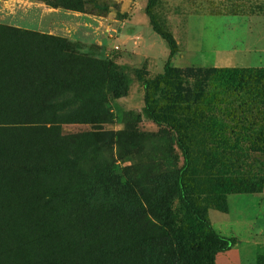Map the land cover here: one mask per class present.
Instances as JSON below:
<instances>
[{
	"label": "rangeland",
	"instance_id": "obj_1",
	"mask_svg": "<svg viewBox=\"0 0 264 264\" xmlns=\"http://www.w3.org/2000/svg\"><path fill=\"white\" fill-rule=\"evenodd\" d=\"M81 1L78 11L53 8L45 0H0V156L30 157L26 146L36 140H49L51 149L37 152L48 167L33 184L0 170V228L7 242L0 264H111L94 249L113 240L108 235L113 226L129 220L133 234L154 235L169 246L161 250L162 258L180 254L172 231L188 223L177 197H169L175 224L159 213L161 203L153 211L145 204L153 187L173 185L182 154L171 128L144 118L145 89L137 77L140 71L144 79L161 74L168 46L149 25L148 0ZM155 12L167 21L178 45L171 66L264 68V0H161ZM30 35L61 38L70 46L64 52L31 50ZM68 56L94 61V66L82 87L50 110L57 127L47 132L11 124L21 92L9 87L8 75L34 64L52 66ZM221 99L214 109L218 137L193 152L198 160L211 152L219 172L231 177L227 213L202 202L212 229L235 240L215 263L264 264V113L243 91H229ZM56 191L58 204L47 203ZM27 192L41 197L45 209ZM104 192L117 201L97 202ZM89 197L90 205L84 204ZM123 203L141 205L162 230L154 232L146 219L127 217Z\"/></svg>",
	"mask_w": 264,
	"mask_h": 264
},
{
	"label": "trees",
	"instance_id": "obj_2",
	"mask_svg": "<svg viewBox=\"0 0 264 264\" xmlns=\"http://www.w3.org/2000/svg\"><path fill=\"white\" fill-rule=\"evenodd\" d=\"M160 1L148 0L145 14L152 31L168 46V62L163 72L151 79H144L143 73L138 72L137 77L145 89L142 114L146 120L168 126L173 130L182 154L183 166L169 189L160 183L153 187L145 208L153 211L161 203L163 207L162 209L160 207L159 213L160 211L165 213L170 223L175 224L178 218L172 213L169 204V197L174 193L185 212L188 224L173 229L172 235L178 241L176 253L180 252V254L169 256L168 259L162 258L165 254L161 253V250L169 249V246L163 244L157 236L148 238L143 234H133L135 229L131 220L124 225L113 226V232L109 231L108 234L113 240L109 241V239L104 242L105 244L100 243L94 249V254L106 256L111 264H179V260L175 262L179 257L186 260L187 264H216V255L231 250L235 240L221 236L212 229L206 220L202 202L204 201L212 210L227 213L231 177L223 176L219 172L214 154L211 152L200 157L199 160L194 157L193 152L196 147L205 150V144L218 137L220 123L214 115V109L219 103H223L221 96L229 91L239 90L248 94L250 99L252 98V103L258 106L257 110L264 113V68L171 66L169 61L177 54L178 45L167 21L155 12V7ZM45 2L53 8L62 7L81 11L83 7L81 0H45ZM30 36L28 41L31 50L50 52V49H56L64 52L70 46L61 38ZM20 39L25 40L24 37ZM52 64V66L48 63L34 64L8 75L9 87L21 92L14 101L17 111L12 114L11 124L18 127L34 125L37 129L47 132L55 129L59 122L55 120V115L51 116L50 110L65 104L68 101L67 93L72 89L82 87L88 79V72L92 70L94 61L68 56L65 60ZM260 137L264 141L263 134H260ZM29 144L30 146L26 147L31 154L30 157L20 156L10 159L0 156V170L16 174L24 183L33 184L48 167L47 162L41 160L37 152L51 149L49 140H36ZM58 193L56 191L54 196L51 194L47 203L52 204L53 201H57V205ZM25 195L45 209L46 204L41 197L30 192ZM102 196L103 198L97 200L100 204L106 205L117 201L110 192H104ZM82 202L90 205L88 204L90 197L83 199ZM137 206L133 203H123L127 217L146 219L148 226L154 232L161 231L162 226L147 218L145 210L139 207L141 205ZM143 226L146 227L147 224ZM102 230V228L95 229L94 233ZM5 234L6 231L0 228V252L7 243L4 241ZM167 237L169 233L165 235V238ZM167 254L172 255L169 250Z\"/></svg>",
	"mask_w": 264,
	"mask_h": 264
},
{
	"label": "bare ground",
	"instance_id": "obj_3",
	"mask_svg": "<svg viewBox=\"0 0 264 264\" xmlns=\"http://www.w3.org/2000/svg\"><path fill=\"white\" fill-rule=\"evenodd\" d=\"M43 247V246H42ZM46 250V249H45Z\"/></svg>",
	"mask_w": 264,
	"mask_h": 264
}]
</instances>
